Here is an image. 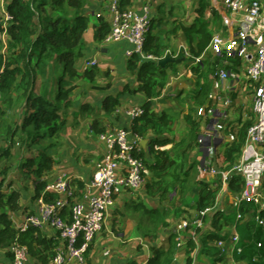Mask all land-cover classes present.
<instances>
[{
  "label": "trees",
  "instance_id": "1",
  "mask_svg": "<svg viewBox=\"0 0 264 264\" xmlns=\"http://www.w3.org/2000/svg\"><path fill=\"white\" fill-rule=\"evenodd\" d=\"M87 2L88 0L8 1L7 11L13 19L8 27L6 51L2 50L4 44L0 39V162L12 154L13 143L19 130L24 131L28 137H33L35 141L38 136L40 138L57 135L66 121L63 116L65 110L73 105L74 91L78 87L77 80L81 78L95 80L96 68L84 72L78 69L79 59L83 56L86 46L85 32L89 27V16L83 13ZM120 3L124 10L132 6L133 0H120ZM208 8V0H199L196 21L191 25L181 26L189 42L191 55L195 57L200 56L209 47L212 39L210 21L206 18ZM99 19L100 24L96 26L95 38L101 42L110 33L111 25L103 17ZM2 29L0 15V32ZM179 29L180 26H177L174 31L177 32ZM167 47L161 37L153 35L150 30L144 50L157 59L142 60L139 55L129 58L127 67L136 75L137 87L132 88L127 84L119 94L107 95L102 104L106 114H113L121 104L120 95L141 92L146 96L142 105L144 114L133 121L132 129L141 137L149 139L148 150L141 152L152 173L151 180L146 185L147 196L165 203L166 206L150 207L144 203L135 206L136 209L144 211L152 226L146 233L153 236H157L160 227L171 225L169 216L172 208L175 216L181 215L183 212L181 205L195 183H200L204 189L205 187L208 189L207 192H204L203 188L200 191L197 204L199 209L213 206L221 189L220 183L210 187L211 174L204 171L200 161L193 156V151L199 145L203 126L207 124L204 116H197L195 106L208 110L209 107L218 105L216 100L210 98L212 76L217 77L215 66L207 64L204 60L192 66L196 84L194 88L179 94L181 97L185 93L194 104L187 112L184 110L181 114L171 108L157 111V99L163 96L168 83L169 69L176 70L174 61L165 66L159 65L158 61L163 58ZM49 65H52L56 73L53 72L44 79L43 87L45 91L51 93L47 96L40 91L38 83L40 74ZM20 102L24 103H22L24 111H18L21 119L17 121L10 114L18 103L21 104ZM82 109L84 112L93 110L89 104H83ZM181 115L189 126L188 132H183L179 139L169 137L168 133L177 130ZM254 121L253 118L248 120L239 118L227 124L226 133L235 134L236 139L218 146L219 149L223 148L218 149L222 172H228L240 161L248 128ZM92 128L96 133L105 131V127L96 120ZM168 145L172 147L162 148ZM52 160L46 156L45 168L38 169L39 177L43 171L53 168ZM34 161L35 159L31 158L24 162L25 165L31 166ZM6 181L7 178L2 176L0 171V250H6L11 255L9 249L17 238L28 246L32 264H49L56 254V246L60 244L58 238L47 237L36 226H30L25 232L16 228L11 213L21 210V192L3 190ZM46 185V180L36 179L37 196ZM243 186V180L239 175H230L228 187L231 193H239ZM46 199L51 200L53 196L48 194ZM241 211L243 214L250 213L251 217L239 226L245 248L237 258L246 260L248 264H264V228L257 226L254 220L255 211L246 205L241 207ZM229 221L230 214L227 211L218 209L208 214L206 222H210L211 231L201 238L202 252L210 255L216 253L212 242L226 237L222 230ZM176 236V233L170 235L168 248L153 247V254L147 264H173L178 252ZM258 242H263L261 247H258ZM196 249L197 244L189 239L186 250L187 264L191 263L192 253ZM128 264L141 263L133 259Z\"/></svg>",
  "mask_w": 264,
  "mask_h": 264
},
{
  "label": "built area",
  "instance_id": "2",
  "mask_svg": "<svg viewBox=\"0 0 264 264\" xmlns=\"http://www.w3.org/2000/svg\"><path fill=\"white\" fill-rule=\"evenodd\" d=\"M153 2L154 0H145L139 10H123L120 0H107L111 30L105 42H126L129 45L125 50L128 58L139 55L142 60L157 59L144 50L153 20ZM224 3L231 12L240 15L238 33L229 38L216 34L212 36L208 48L217 54L236 55L248 62L246 77L253 88L252 104L256 117L248 128L240 161L228 172H222L218 167V142L224 140L223 142L231 143L235 141L236 135L222 136L221 132H224L226 125L216 120L219 113L214 107H209L208 110L201 107L198 111L199 116H205L209 121V130L200 135L199 146L204 151L201 167L212 178L221 175L228 201L236 214V220L227 237L212 244L225 257L224 264H247L246 260L227 257L233 256L235 250L240 254L244 251L239 245L242 239L237 227L244 218L241 211L243 205L256 207L254 220L257 226L264 228V0H224ZM1 13L3 29L0 39L5 44L13 16L6 7H2ZM188 55L193 58L192 65H197L203 58V53L196 57ZM96 64L97 59L88 62L89 66ZM216 75L215 91L210 94V98L217 101L222 98L216 90H221L225 82L238 79V74L232 70L219 69ZM231 102L227 98L224 104L229 106ZM115 113L118 114L119 110ZM143 114L141 105L126 109L124 116L133 123ZM99 138L107 144V152L87 185L85 197L76 200L75 178L64 174L46 186L37 200V211L25 216L17 226L21 232H25L30 226L41 230L49 226L57 232L60 244L56 246V254L49 264H85L87 252L96 235L103 229L107 214L116 206L120 194L136 192L146 184L148 166L141 152L147 148L142 144L144 138L133 132L132 126L104 131L99 134ZM231 174H237L243 180V189L237 194L228 189ZM48 194L53 199L47 200ZM219 203L217 197L213 206L200 210L197 218L183 220L177 225L179 247H182L185 240L188 242L192 239L199 248L200 235L206 228V217L219 209ZM262 244L263 242H258V247ZM10 250L12 257L5 264H29L27 245L16 238Z\"/></svg>",
  "mask_w": 264,
  "mask_h": 264
},
{
  "label": "crops",
  "instance_id": "3",
  "mask_svg": "<svg viewBox=\"0 0 264 264\" xmlns=\"http://www.w3.org/2000/svg\"><path fill=\"white\" fill-rule=\"evenodd\" d=\"M144 1L145 0H133V4L130 8L135 10L141 9ZM208 1H209V8L206 11V18L209 19L210 21L209 29L212 36L216 34H219L224 38L236 36L239 30L240 15L231 12V10L227 8V6L225 5L224 0H208ZM198 7H199V0H154L153 2V20L151 25V33L153 35L160 36L161 39L168 46L164 52L163 58L166 56H171L173 59L179 60V62L174 61V63L176 64L175 71L169 69L168 83L163 93V96H166L165 98L167 100V103H163V104L158 103L156 105L157 111H162L168 108L175 110L176 105L178 106L180 101L181 103L185 104L186 107L190 108L194 106L192 100L188 99L189 101L187 103L184 102V100H187V96L185 93H183L181 97L179 96L181 92L194 88L196 84V79L192 70V66H194L192 65L193 58L188 55V54L190 55L192 54L190 50L191 48L181 26L191 25L196 21ZM108 11L109 9L107 6V0H88L83 13L89 16V27L85 32L86 46L84 47L83 50V56L79 59V68H78L80 72H84L85 70L96 68L97 73L95 76V80L92 82L93 83L95 82L98 85V86L97 85L94 86L96 89H101V90L95 96L94 95L90 96L89 93L87 92L86 95L84 96L85 98L84 101L76 97L77 91L80 86L77 83L78 87L74 91L73 105L67 108L63 114L66 119V123L64 124L66 128L67 118H69V116L66 117L67 112L69 114L70 109L71 110L75 109V107L79 105L82 113L84 114L88 122L86 125L87 127L83 130L84 133L82 137L73 138L78 141L77 145L72 146L71 143L69 144V150L73 149L72 155L68 153L67 150H64L65 156L61 157V159L60 158L58 159L57 157L54 156L53 158L55 162L52 170L49 171V173H47L45 170L43 171L42 176L38 177V180L39 179L46 180L47 183L49 184L64 174L73 176L75 178V184L77 187L76 200H80L85 197L87 185L93 178V175L97 169L98 164L103 160V157L107 152V144L99 138L98 133H96L93 130L92 124L95 122V120L99 121L101 126L105 127L106 131L114 130L119 127L132 126V122L127 117L124 116L126 109L130 107L141 106L146 100V96L141 92L135 94L125 93L120 95L119 97L121 104L119 107H117V109L119 110L118 114L115 113L106 114L102 109L103 101L107 95L119 94L127 84H129L132 88L137 87L136 75L131 73L127 67L129 58L126 56L125 50L129 45L126 42L108 43L105 42V39L100 42L97 41L95 38L96 26L100 24L99 18L103 17L105 20L110 21L109 20L110 14ZM177 26H180V29L177 32H175L174 29ZM195 45L196 43L194 44V46ZM7 46H8V41L6 40L4 48H7ZM87 52L89 56L90 55L92 56L88 58ZM98 52H101L102 54L106 55L104 57L103 64L106 65L107 68L100 71L97 68L99 64V60L96 57L97 56L96 54ZM93 59H97V64L95 66H89L88 62ZM202 60L206 61L207 64L208 63L210 65L214 64L215 69L217 71L219 69H228L235 71L238 74V79H231L224 83V86L222 87L221 90L220 89L216 90V93L218 92L220 96L225 95L226 96L225 98L227 97L232 98L231 96L234 95L231 105L229 106H225L224 102L223 103L219 102L220 104L216 108L219 115L216 117V120L225 124L227 127V124L235 119H239V118H242L244 120H248L251 118L255 119L256 116L253 111V104H252L253 93L249 95V97L247 96L248 93H251L252 90L251 83L246 77V68L248 62L236 55L228 56L225 55L224 53L221 55L217 54L211 48H207L203 52ZM117 74H119L118 78L114 79V76ZM109 75L111 77L113 76L114 79V80L112 79L113 80L112 82L114 83L113 86L107 87L109 84L112 83V82L109 83L108 81L107 82L108 85L106 84L107 89L100 88L98 82L103 83L104 82L103 78ZM212 78L213 79H212L211 93L215 91L214 83L216 80V78H214L213 76ZM118 79H120V81ZM227 86L230 87L226 88ZM87 90L89 91V89ZM128 95L130 96L125 101L124 97ZM88 96L92 98H88ZM83 104H89L93 110L91 112H84L82 109ZM236 107L237 108L240 107V109L236 110ZM200 108H201L200 106H195L197 116ZM247 108L250 109V111H252V114L248 113ZM233 113H235V116L233 115ZM204 121H207L206 122L207 124L203 126L202 131L207 132L209 130L207 129L208 128L207 126H209L208 124L209 121L206 118ZM72 128L73 126L71 127L70 131L68 132L66 131L68 137H71V135L74 132V129ZM210 128H212V126ZM79 130L81 133L82 130L80 127ZM188 130L186 132H188ZM221 133L222 136H225V134H227L226 128L224 129V132ZM68 141H69L68 139L67 141L66 140L64 141V138H62V140L59 141V144L61 145V147L64 144L63 148L65 149L66 146L65 143ZM223 141L224 140H220L218 144L222 143ZM53 144H54L53 149H55L56 147L57 148L60 147L59 144L57 145V143H53ZM162 148L164 149L165 147ZM199 153L200 156H198ZM193 154H194L193 156H195L199 161H201L203 157V149L196 147V149L193 151ZM151 176L152 173L150 169H148V174H147L148 181L151 180ZM23 179H26V177H23ZM33 181L35 183L31 185V189L30 187H28L27 192L24 193L22 192V190H20L21 210L11 213V217L14 221L15 226H18V223L22 222L25 216L35 213L38 209L37 198L39 196L36 195L37 194L36 179H34ZM27 182H30V180L28 179ZM210 182H211L210 187H215L219 183L217 181V178H212ZM80 183H82L83 185L81 186ZM10 186H11V182H10ZM202 188L203 186L200 185V183H195V185L192 188V194L193 193L197 194V197L195 199L197 200V202H199V197L201 194L200 191H202ZM207 190L208 189L206 187L205 189L203 188L204 192H207ZM141 191H144L145 194L147 195L146 187L141 188L136 193L123 192L120 194L116 206L110 209L107 214L104 230L100 234H97L96 238L94 239L95 242H93V246L90 249L88 255V257L90 258V262L92 261V255L97 254V251H95V246L96 243L100 241L101 246L104 248V254L101 255V258L97 256L96 261L100 260L102 264H105L103 262L104 258L102 257L105 256L106 258L108 256H112L113 254L112 253L113 250H111V248H106L105 246L108 243L112 242L114 239V241L117 242V248H118L117 250H120L121 255H117V254L113 255V258L111 259L109 264H128V262H130L133 259L139 261L141 264H147L148 259L153 254L152 252L153 247L155 246L160 248L169 247L170 235L176 232L177 225L180 222H182L183 220L191 221L199 216V212L201 209L197 207L198 203L195 204L196 205L195 208H191V206H189L188 204L181 206L184 212H181L180 216H175L174 215L175 211L172 208L171 214L169 216L171 225L168 227H160L159 231H157L158 233L157 236L150 235L146 232L148 231L149 227H152L151 224H149L147 218L145 217L144 211L142 209L140 210L136 209L135 205L138 203L134 204L135 200L137 199V194ZM217 197H219V202H220L219 209L225 210L230 214V221L228 224L224 226L222 230V233H224V235H226L227 237V235L230 233L232 229L233 223L236 220V214L234 212L233 207L227 205L228 194L224 188L223 183L221 189L219 190L216 196V199ZM148 199H150L151 201L153 200L157 201L159 205L158 207L160 208L166 206L165 203H160L157 199H151L149 197ZM139 203H143V202H139ZM146 205L150 207L153 206V204L151 205L146 204ZM116 208H119L120 210ZM248 208H250L253 211L256 209V207L252 205H249ZM15 213L18 217H15ZM126 216H129V218L126 221V224L123 227L120 226V228L118 229L117 228L118 223L119 222L122 223V220ZM250 217H251L250 213L244 214L243 220L237 225L238 232H239V226L240 225L242 226L247 220H249ZM141 220L143 221L141 222ZM209 223L210 222L206 223V228L204 232L201 233L200 238H202L206 234V232L211 231V225ZM130 224L131 226H129ZM42 233L49 238H55V239L57 238V232L49 226L44 227L42 229ZM58 242L60 243L59 239ZM242 242L243 241L241 240L239 245L245 248ZM121 244H124V246H122ZM127 244H130L134 247V250H136L135 254H132L130 256L126 254L125 246ZM187 245L188 242H186L185 240L182 247L178 248V252L176 254L173 264H187V258H188L186 253ZM213 247L216 248V253H211L212 255L202 252L200 248L195 250L192 253V261L190 264H201V263L224 264L226 259L224 256H221L220 249L216 246ZM182 255L185 256L186 259L183 263L178 261L179 256ZM240 255L241 254L237 250H235L233 256H228L227 259H231V258L238 259L237 256ZM203 256H205L206 258L203 259ZM10 257L11 255H9V253L6 250H0V264H5L6 262H8L10 260ZM90 262L89 264H91Z\"/></svg>",
  "mask_w": 264,
  "mask_h": 264
},
{
  "label": "rangeland",
  "instance_id": "4",
  "mask_svg": "<svg viewBox=\"0 0 264 264\" xmlns=\"http://www.w3.org/2000/svg\"><path fill=\"white\" fill-rule=\"evenodd\" d=\"M8 1H10V0H5V1L4 0H0V11L2 9V5H3V7H7ZM4 47H5V44L3 45L2 50H5L6 51L7 48H4ZM87 55H88V52H87ZM96 55H97L96 57L99 60V64L97 66L98 70L100 71V70H104L105 68H107V66L103 64L104 63V57L106 55L102 54L101 52H98ZM91 56L92 55H90V56L88 55V58L91 57ZM51 66L52 65L47 66L46 69H45V71L40 74L39 83H38L39 84L40 91H42L43 93H45L47 96H50L51 93H50V91H45V89L43 87L44 79L47 78L48 76L52 75L53 72L56 73V71L54 70V68H52ZM110 73H111V71H110ZM216 73H217V70H216ZM118 76H119V74L115 75L114 76V79H117ZM106 77L103 78V81H104L103 83L98 82V84L100 85L99 86L100 88L107 89L106 88V86L108 85L107 82L109 81V83H111L114 80L113 79V76L111 77L109 75V76H106ZM120 77H122V76H120ZM120 79H118V80L120 81ZM77 83L80 86H79V89L77 91L76 97L78 99H82L84 101H85L84 96L86 95L87 92L89 93L90 96L91 95H94L95 96L101 90V89H96L94 87V86L97 85L95 82L93 83L92 81H90L89 79H86V78L79 79L77 81ZM113 84L114 83L112 82L107 87L113 86ZM54 86H56V85H54ZM87 89H89V91ZM252 93H253V88L251 90V93H248L247 96L249 97V95H251ZM90 96H88V98H92ZM129 96L130 95L124 97L125 98L124 100L126 101V99ZM225 97H226L225 95L224 96L221 95V98L222 99L221 100L219 99V100L216 101V102H218V105L220 104L219 102H224L228 98V97L227 98H225ZM231 97L232 98H229V99L230 100H233L234 95L231 96ZM188 101L189 100H188V97H187V100H184V102L187 103ZM20 103L21 104L18 103V105H16V107L14 108V110L11 111V114H10L11 116H13V119H16L17 121L19 119H21L18 116V111L20 112V110H23V108H24V107L22 108V105L24 103L23 102H20ZM81 104H82V102H81ZM77 107H75V109L77 108L76 110L75 109H72V110L70 109L69 110V114H68V112H67V115L65 114L66 117L69 116V118H67L66 128H65V126L63 124L62 127L63 126L64 127L63 128L61 127L63 129V131H62V129H60L59 130V133L57 135H55V136H47L46 131H45V135L47 137H40L39 138V136H38L37 137V141H35L33 139V137H28V135L24 131L19 130L18 135H17V137H16V139H15V141L13 143L12 154L9 157L3 159L2 162H0V171H2V176H5L7 178V181L5 182V185L3 187V190H6V191H13V190L20 191V190H22V192H24V193L27 192L28 191V187H30V189H31V185L35 183L33 180L34 179H38V177H39L38 174H37L38 173V169L39 168H45L44 163H45V160H46V156H49V157H51L53 159L52 161H53V165H54V162L55 161H54V158L53 157L55 156L58 159L59 158L61 159V157H64L65 156L64 150H67L68 153H70L72 155L73 149L69 150V144L71 143L72 146L77 145L78 141L76 139H73V138L82 137L83 136V133H84L83 130L87 127L86 125L88 123L87 120H86V117L84 116V114L82 113V111L80 109V106L78 105ZM239 109H240V107H238V108L236 107V110H239ZM73 110H75V111H73ZM175 110L177 112H180L181 114H183L184 113V110H185V112H187L189 110V107H186V105L183 104V103H181V101H180L179 104H178V106L176 105ZM247 111H248V113L252 114V111H250V109L247 108ZM233 115L235 116V113H233ZM65 123H66V121H65ZM185 123L186 122H185L184 118L181 115L180 122H179V125L177 127V130L174 131V132H170L167 135L168 136H171V137H176V138L179 139L180 137H182L181 134L183 132H186L189 129V126L186 125ZM72 126H73L72 129H74V132L71 135V137H68L67 132L71 130V127ZM79 127L82 130L81 133H80ZM62 138H64V141L65 140L67 141V139L69 140L68 142L65 143V145H66L65 146V149L63 148L64 144L62 145V147L59 144V141L62 140ZM53 143H57V145L59 144L60 147L59 148L56 147L55 149H53L54 147L51 146V144H53ZM101 145H102V143H101ZM171 147H172V145H169V146L165 147L164 149H170ZM222 149L223 148H220L219 150H222ZM75 153H77V152H75ZM198 156H200V153H199ZM31 158L35 159L33 165H31V166L30 165H25V162L24 161L27 162L28 159H31ZM217 163H218V165H221V158L218 159V155H217ZM28 168H30V169H28ZM51 170H47L46 172L49 173V171H51ZM23 177H26V179H23ZM27 177L30 180V182H27L28 181ZM10 182H11V186H10ZM218 182H222V179L220 177H219ZM192 188H190V192H189L188 196L186 197L184 203L181 206H183L185 204H188L189 206H191V208H195L196 207L195 204L198 203L197 200H195L196 197H197V194H195V193L192 194ZM139 202H143V203H146L148 205L153 204V206L154 205L159 206L157 201H155V200L151 201L150 199H148V197H147V195L145 194L144 191H141V192H139L137 194V199L135 200L134 204L135 203H139ZM227 205L228 206H231V203L228 201L227 202ZM116 209L120 210L119 208H116ZM183 212H184V210H183ZM15 217H18L16 215V213H15ZM128 218H129V216H126L122 220V223L119 222L117 228L119 229L120 226L123 227L126 224V221H127ZM143 220H141V222ZM20 223L21 222H19L18 224H20ZM130 223H131V221H130ZM143 225H144V222H143ZM129 226H131V224ZM101 232H99L98 234H100ZM148 238H150V237H148ZM99 240H101V239H99ZM121 245L124 246V244H121ZM92 246H93V244H92ZM92 246H91V248H92ZM105 247L106 248H111V250H113L112 256H108L106 258H105V256L102 257V258H104L103 259V262L105 264H109L110 263L111 259L113 258V255H115V254L121 255L120 250H117L118 249L117 248V242L114 241V239H113L112 242L108 243ZM125 248H126V254L128 256H130L132 254H135V252H136V250H134V247L132 245H130V244H127L125 246ZM95 251H97V254L96 255H92V261L91 262H90V258L88 257V255H89V253H88L86 264H89V262L91 264H102L100 262V260H97L96 261V257L97 256L101 258V255L104 254V248L101 246L100 241H98L96 243ZM204 258H206V257L203 256V259ZM185 260H186L185 259V256H183V255L182 256H179V258H178V261L179 262H182V263ZM30 264H32V259H30Z\"/></svg>",
  "mask_w": 264,
  "mask_h": 264
},
{
  "label": "clouds",
  "instance_id": "5",
  "mask_svg": "<svg viewBox=\"0 0 264 264\" xmlns=\"http://www.w3.org/2000/svg\"><path fill=\"white\" fill-rule=\"evenodd\" d=\"M6 9H7V7H6ZM0 15H2V18H3V14L1 13ZM150 30H151V29H150ZM107 36H108V35H107ZM107 36H106V37H107ZM164 58H165V57H164ZM161 59H163V58H161ZM94 66H95V65H94ZM162 97H166V96H162ZM160 98H161V97H160ZM161 104H162V103H161ZM217 104H218V102H217ZM217 106H218V105H217ZM214 108H215V107H214ZM216 108H217V107H216ZM116 110H117V109H116ZM115 114H116V113H115ZM198 116H199V115H198ZM204 119H205V116H204ZM206 119H207V118H206ZM207 120H208V119H207ZM132 124H133V123H132ZM105 131H106V130H105ZM103 132H104V131H103ZM101 133H102V132H101ZM99 134H100V133H98V135H99ZM201 134H203V131H202ZM144 139H147V138H144ZM148 143H149V139H148ZM148 143H147V145H146V148H147L146 150H148ZM222 143H226V142H222ZM222 143H220V144H222ZM220 144H218V146H219ZM198 147L200 148L199 145H198ZM218 149H219V148H218ZM242 151H243V150H242ZM203 153H204V151H203ZM241 155H242V154H241ZM203 160H204V156H203L202 159H201L202 163H203ZM201 161H200V164H201ZM201 165H202V164H201ZM218 167H219V169H220V165H218ZM148 169H149V167H148ZM146 177H147V176H146ZM219 177L221 178V175H219V176L217 177V181L219 180ZM221 179H222V178H221ZM147 183H148V180H147V178H146V184H145L144 187H146ZM219 183L222 185V182H219ZM219 183H218V184H219ZM47 185H48V183H47ZM47 185H46V186H47ZM221 185H220V187H221ZM144 187H142V188H144ZM45 188H46V187H45ZM45 188H44V189H45ZM44 189H43V190H44ZM228 189H229V187H228ZM43 190H42V191H43ZM136 192H137V191H136ZM136 192H133V193H136ZM41 194H42V193H41ZM41 194H40V195H41ZM40 195H39V197H40ZM39 197H38V198H39ZM38 198H37V200H38ZM229 202H230V201H229ZM67 212H68V209L65 210V213H67ZM18 225H19V224H18ZM104 226H105V224H104ZM16 228L18 229L17 226H16ZM103 229H104V227H103ZM103 229H102V230H103ZM18 230H19V229H18ZM102 230H101V231H102ZM101 231H100V232H101ZM175 233H176V232H175ZM206 233H207V232H206ZM176 234H177V233H176ZM177 237H178V235L176 236V241H177ZM57 238H58V236H57ZM95 238H96V237H95ZM200 239H201V238H200ZM93 242H94V241H93ZM200 242H201V241L199 240V248H201V247H200V246H201V243H200ZM177 243H178V242H177ZM92 244H93V243H92ZM92 244H91V246H92ZM58 245H59V244H58ZM176 245H177L178 248H180V247L178 246V244H176ZM199 248H198V246H197V249H199ZM90 249H91V247H90ZM90 249H89V251H90ZM197 249H196V250H197ZM89 251L87 252V255H88ZM10 253H11V250H10ZM11 255H12V254H11ZM10 258H11V257H10ZM29 258H30V255H29ZM30 259H31V258H30ZM238 260H241V259H238ZM86 262H87V260H86ZM6 263H7V262H6ZM29 264H30V260H29ZM85 264H86V263H85Z\"/></svg>",
  "mask_w": 264,
  "mask_h": 264
},
{
  "label": "water",
  "instance_id": "6",
  "mask_svg": "<svg viewBox=\"0 0 264 264\" xmlns=\"http://www.w3.org/2000/svg\"><path fill=\"white\" fill-rule=\"evenodd\" d=\"M171 61L179 62V60L173 59V58H171V56H166L165 58L160 59L158 62H159V65L165 66L167 63H169ZM157 102L163 104V103H167V100H166L165 97H161V98L157 99ZM147 143H148V139H143L142 140V144H143L144 147L147 145Z\"/></svg>",
  "mask_w": 264,
  "mask_h": 264
}]
</instances>
